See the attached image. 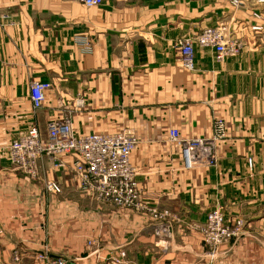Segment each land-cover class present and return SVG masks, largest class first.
<instances>
[{"label":"crops","instance_id":"1","mask_svg":"<svg viewBox=\"0 0 264 264\" xmlns=\"http://www.w3.org/2000/svg\"><path fill=\"white\" fill-rule=\"evenodd\" d=\"M1 13L0 264H35L44 246L76 264H104L120 250L125 264H208L195 227L213 208L243 226L211 264H264V2L233 9L226 0H0ZM220 20L243 43L239 53L217 62L193 45L192 68L182 67L172 40ZM32 79L50 84L37 110ZM64 119L74 135L134 133L129 162L142 211L81 192L72 155H58L62 167L41 156L36 178L11 165L13 138L36 125L44 139L46 124ZM216 119L224 132L216 163L183 169L168 130L208 137ZM44 179L60 190L47 191ZM149 208L169 211L168 236L153 234Z\"/></svg>","mask_w":264,"mask_h":264},{"label":"built area","instance_id":"2","mask_svg":"<svg viewBox=\"0 0 264 264\" xmlns=\"http://www.w3.org/2000/svg\"><path fill=\"white\" fill-rule=\"evenodd\" d=\"M86 7L100 6L112 0H78ZM237 9L244 0H226ZM257 3L264 0H255ZM258 17L257 14L253 13ZM5 13L0 14L6 19ZM259 30L260 26H251ZM84 48L89 49L85 38L77 39ZM193 45L207 47L212 51L214 61H223L226 57L237 55L243 43L237 38L230 37V28L226 20H220L213 26H205L195 35L175 37L172 46L178 54V60L185 69L192 68ZM50 86L49 82L32 79L29 81V100L33 110L41 107L44 91ZM81 101L80 99L78 100ZM223 123L216 119L212 124V132L208 137L180 138L176 129L168 130V140L178 147L183 169L196 166H213L217 161L216 145L223 135ZM137 138L130 129H121L112 133H85L74 135L67 120H50L46 124V136L42 139L36 125H30L27 130L13 138L7 145V159L11 165L30 178H36L37 161L45 156L55 167H62L64 163L58 155H72L70 171L75 177L78 189L98 203L117 208L142 211L144 206L140 202L141 189L137 185L136 169L129 162V154L135 147ZM247 165L251 166L250 159ZM47 191L58 192L57 183L50 179L43 180ZM148 213L155 222L153 234L168 236L169 225L166 222L169 211L166 209L149 208ZM243 222L236 218L227 220L218 208L209 210L203 222L195 228L204 245V254L211 264L216 258L219 245L236 239L242 229ZM90 243V242H88ZM124 251L110 255L104 264H125ZM13 260H18L19 252L13 251ZM35 264H76L62 256L52 254L46 246L33 253Z\"/></svg>","mask_w":264,"mask_h":264},{"label":"rangeland","instance_id":"3","mask_svg":"<svg viewBox=\"0 0 264 264\" xmlns=\"http://www.w3.org/2000/svg\"><path fill=\"white\" fill-rule=\"evenodd\" d=\"M227 219V218H226ZM232 219H236V218H232ZM232 219H227V220H232ZM240 219V218H239ZM242 220V219H241ZM242 222H243V220H242Z\"/></svg>","mask_w":264,"mask_h":264}]
</instances>
